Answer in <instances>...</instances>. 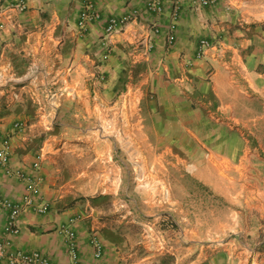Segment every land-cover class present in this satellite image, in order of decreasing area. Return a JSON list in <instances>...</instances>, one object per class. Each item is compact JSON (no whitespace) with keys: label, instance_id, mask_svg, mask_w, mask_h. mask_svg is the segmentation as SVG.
I'll list each match as a JSON object with an SVG mask.
<instances>
[{"label":"crops","instance_id":"crops-1","mask_svg":"<svg viewBox=\"0 0 264 264\" xmlns=\"http://www.w3.org/2000/svg\"><path fill=\"white\" fill-rule=\"evenodd\" d=\"M18 1L0 0V131L12 148L0 194L22 201L34 179L48 211L26 206L7 234L0 207L5 252L71 264L60 228L75 218L81 264H264V0H163L159 14L145 0H96L83 28V0ZM129 9L137 18L103 59L108 19ZM155 22L144 58L135 42ZM201 39L216 46L198 58ZM178 229L188 245L176 250Z\"/></svg>","mask_w":264,"mask_h":264},{"label":"built area","instance_id":"built-area-1","mask_svg":"<svg viewBox=\"0 0 264 264\" xmlns=\"http://www.w3.org/2000/svg\"><path fill=\"white\" fill-rule=\"evenodd\" d=\"M95 1L96 0H83L84 9L80 16V22H79L80 27L83 28L87 21L97 19L99 17V13L96 10V6H95ZM145 1L148 6V9L152 12L159 14L164 9L163 0H145ZM212 2L213 0H199L197 3L194 4V7L197 10H200L201 8L206 7ZM16 6L20 11H24L27 8V4L24 0H19ZM137 16H138V12L136 10L129 9L123 15H112L108 19L107 26L105 28L104 39L102 41V44L104 46L106 45L107 47V52L103 55V59H106L109 56L110 53L109 45L113 36L123 31L128 24H130L134 19L137 18ZM178 17H179V12L178 10H175L172 14L173 23L171 25V30L166 35L168 46H172L176 40L174 29L176 27ZM160 31H161L160 25L156 22L152 23L147 28V34L145 35V37L142 40L135 42V49H137L144 58H147L152 52L155 46V37L157 34L160 33ZM213 46L216 45L212 44L209 40L201 39L196 52V57L198 58L205 57L207 51ZM187 63L192 64L190 60H188ZM11 155H12V148H11L10 137L3 136V134L0 131V166L7 167L10 163ZM40 157L41 154L38 155V158ZM34 165L35 167H38L40 165V162L36 161ZM27 190L28 192L26 196L22 201L19 202H14L4 197L2 194H0V207L8 211V221L4 228L7 234H17L19 232L20 217L26 206L35 205L37 211H39L40 213H45L48 211V206L46 204L45 205L36 204L33 200V194L36 193L37 191V183L34 179H28ZM75 220H76L75 218H70L68 224L62 226L60 230L64 232L67 239L68 254L71 260V264H81L78 244H77V234L72 227ZM91 243L93 246L94 258L96 260L101 259L104 253V246L97 231H93V233L91 234ZM5 244L6 242L4 240H0V263L3 258L7 257L10 264H53V262L48 256H46L45 254L39 251H33V252L17 251V252L6 253ZM98 264H103V263H98Z\"/></svg>","mask_w":264,"mask_h":264},{"label":"rangeland","instance_id":"rangeland-1","mask_svg":"<svg viewBox=\"0 0 264 264\" xmlns=\"http://www.w3.org/2000/svg\"><path fill=\"white\" fill-rule=\"evenodd\" d=\"M193 192H196V193H205V187H202L199 183H195L194 182V184H193ZM210 203V202H209ZM170 222H171V219H170ZM172 223H174L175 224V226L177 227L178 226V222H176L175 223V221H173L172 220V222H171V224ZM181 230L180 229H178L177 230V233L176 234H174L173 235V238L175 239V240H177V241H179V243H178V245H173L172 244V246H175L177 249L176 250H178V248H184V247H186L188 244H187V242H184L183 241V236H184V233L183 232H180ZM190 234H188V236H189ZM206 234H203V236H205ZM169 248V247H168ZM167 248V249H168ZM195 250L196 249H193L192 251H191V253L186 257V258H189V256H194V254H195ZM168 251V250H167ZM171 251H173L174 252V250H172L171 249ZM169 252H170V250H169ZM169 252H167V253H169Z\"/></svg>","mask_w":264,"mask_h":264}]
</instances>
